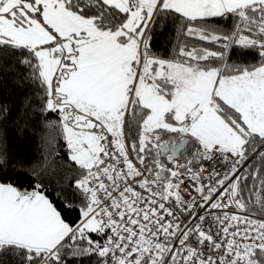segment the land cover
Here are the masks:
<instances>
[{"label":"snow or ice","instance_id":"1","mask_svg":"<svg viewBox=\"0 0 264 264\" xmlns=\"http://www.w3.org/2000/svg\"><path fill=\"white\" fill-rule=\"evenodd\" d=\"M5 78L0 264H264V0H0Z\"/></svg>","mask_w":264,"mask_h":264},{"label":"trees","instance_id":"2","mask_svg":"<svg viewBox=\"0 0 264 264\" xmlns=\"http://www.w3.org/2000/svg\"><path fill=\"white\" fill-rule=\"evenodd\" d=\"M163 52V47H160L158 49V54H163ZM0 96H2L6 102L12 105L15 112V110H17L21 104L23 93L14 89V86L5 78L2 82H0ZM4 131L7 133L10 145L16 155L19 158L30 159L37 149L38 138L36 136H29L27 134L24 138H21L10 126H6ZM14 179L16 182L25 187H27L29 184L28 179H26L24 176H15ZM49 191L51 192V189ZM50 198L55 200V196H50Z\"/></svg>","mask_w":264,"mask_h":264}]
</instances>
